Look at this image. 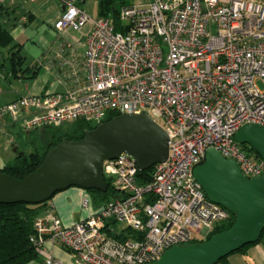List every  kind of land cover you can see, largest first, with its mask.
Returning a JSON list of instances; mask_svg holds the SVG:
<instances>
[{"label":"built area","instance_id":"obj_1","mask_svg":"<svg viewBox=\"0 0 264 264\" xmlns=\"http://www.w3.org/2000/svg\"><path fill=\"white\" fill-rule=\"evenodd\" d=\"M117 18L120 30L64 2L53 27L85 31L81 52L72 47L57 60L64 89L0 104V124L29 132L146 113L167 134V157L145 184L132 157L103 160L101 176L118 196L73 224L46 207L29 238L43 264H148L172 246L204 240L230 215L193 177L208 148L248 179L264 173V161L234 141L244 124L264 128V0H148L122 6ZM82 205L90 207L89 194ZM46 240L72 262L47 253Z\"/></svg>","mask_w":264,"mask_h":264},{"label":"water","instance_id":"obj_2","mask_svg":"<svg viewBox=\"0 0 264 264\" xmlns=\"http://www.w3.org/2000/svg\"><path fill=\"white\" fill-rule=\"evenodd\" d=\"M234 141L249 146L264 161V128L244 124ZM167 153V134L146 113L120 114L97 124L79 140L60 142L21 179L0 171V204H39L69 187L103 190V160L126 154L143 171L164 161ZM193 177L210 202L235 216L232 225L201 243L172 246L148 264H216L259 239L264 227V173L248 179L234 160L208 148L204 161L193 168Z\"/></svg>","mask_w":264,"mask_h":264},{"label":"crops","instance_id":"obj_3","mask_svg":"<svg viewBox=\"0 0 264 264\" xmlns=\"http://www.w3.org/2000/svg\"><path fill=\"white\" fill-rule=\"evenodd\" d=\"M56 1V9L51 4ZM85 1V0H84ZM83 1V2H84ZM8 10L4 20L14 41L21 45L22 50L27 43L34 44L36 57L27 62L24 56L23 66L36 69L32 78H13L8 71L7 52L0 50V104L9 102L16 97L28 93L42 94L48 91L63 90L62 84L56 82V63L60 56L67 53L69 48H76L79 52L85 38V31L75 32L70 29L58 31L53 27L59 12L62 10L58 0H0ZM82 7V5L80 6ZM29 30V31H28ZM31 34L34 36L30 37ZM4 51V52H3ZM29 74L26 72V75ZM15 126L9 121L0 124V168L13 163L18 150H13ZM87 191L78 187H69L56 192L48 201L51 208L63 225H70L87 215L93 205L84 208L82 203ZM45 251L54 258L64 262H72V254L46 240L43 245ZM29 264H43L40 255ZM226 264H264V243L249 245L244 252H232L226 257Z\"/></svg>","mask_w":264,"mask_h":264},{"label":"trees","instance_id":"obj_4","mask_svg":"<svg viewBox=\"0 0 264 264\" xmlns=\"http://www.w3.org/2000/svg\"><path fill=\"white\" fill-rule=\"evenodd\" d=\"M66 1H72L81 6L84 0H58L61 6ZM130 3V0H96V15L109 17L114 29L120 30L121 25L117 18V14L124 4ZM8 14V10L0 2V50L5 49L7 52L6 60L8 62L9 74L13 78H32L36 73V69L23 66L25 58L21 54V45L14 41L9 30L5 27L3 19L8 16ZM26 72L29 74L26 75ZM114 116L115 114L109 116L107 120ZM14 126L15 142L18 140L22 145L31 143L27 140V135L30 133H34V135H36L34 138H37V140H33L35 146L32 152L17 155L16 160L13 163L5 164L0 168V171L16 179H21L36 169L41 164L48 151L60 142L79 140L83 137L86 131L95 127L83 120H76L68 124H62L58 127L46 128L51 130L49 138L47 140H40L37 137L39 129L24 132L21 131L17 125ZM13 145L15 146V143ZM241 147L249 154L256 155L249 146L242 144ZM150 174L151 168L138 171L136 174L137 182L140 184L147 183ZM86 191L90 196L94 208L118 196L117 192L111 187L106 179H104L103 190L89 189ZM49 200L39 204H26L22 202L0 204V264H29V262L37 258L35 246L30 242L29 238L33 233L34 218L46 209ZM234 219L235 216L230 213L227 220L219 222L213 226L212 230L204 240L193 241L191 243H201L213 234L229 228ZM260 242L264 243V227L259 239L251 244ZM251 244L244 245L234 252L243 253ZM181 245L184 246L186 244ZM226 257L227 256L220 259L216 264H226Z\"/></svg>","mask_w":264,"mask_h":264},{"label":"rangeland","instance_id":"obj_5","mask_svg":"<svg viewBox=\"0 0 264 264\" xmlns=\"http://www.w3.org/2000/svg\"><path fill=\"white\" fill-rule=\"evenodd\" d=\"M133 4H143L146 3L148 0H130ZM56 1H54V4H51L52 9H56ZM83 10L90 16H96V0H85L82 4ZM127 5V4H124ZM123 5V6H124ZM29 31V30H28ZM34 36L31 34L30 37ZM37 50L34 47V44L31 42L27 43L24 47V50H22L23 55H26L27 62L33 59V57H36ZM4 52V51H3ZM258 86L260 84L258 83ZM18 126V125H17ZM50 129L41 128L37 132V137L40 140H47L49 138ZM36 135L34 133H30L27 135V140H29L31 143H28L27 145H22L20 141L15 142V146L17 147L18 153H30L34 150V139L37 140V138H34Z\"/></svg>","mask_w":264,"mask_h":264}]
</instances>
